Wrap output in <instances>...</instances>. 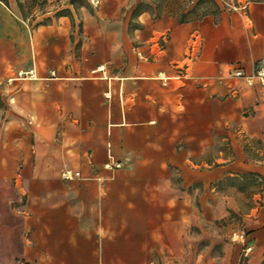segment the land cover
Returning <instances> with one entry per match:
<instances>
[{
  "label": "crops",
  "instance_id": "obj_1",
  "mask_svg": "<svg viewBox=\"0 0 264 264\" xmlns=\"http://www.w3.org/2000/svg\"><path fill=\"white\" fill-rule=\"evenodd\" d=\"M237 1L245 15L142 13L118 73L102 45L75 59L68 17L0 0V264L176 259L209 184L264 169V87L232 75L264 62V0Z\"/></svg>",
  "mask_w": 264,
  "mask_h": 264
},
{
  "label": "rangeland",
  "instance_id": "obj_2",
  "mask_svg": "<svg viewBox=\"0 0 264 264\" xmlns=\"http://www.w3.org/2000/svg\"><path fill=\"white\" fill-rule=\"evenodd\" d=\"M19 0L27 18L56 17L64 15L72 25L71 48L76 60L80 61L82 49L94 47V44L106 49L107 64L120 72L128 64L127 50L136 53L139 44L134 35L139 28L138 17L147 9L155 17L157 12L170 16L172 0H58L50 4L46 0ZM223 12H233L213 0ZM141 4L140 10H135ZM206 6L202 9L205 10ZM201 9V10H202ZM135 10V11H134ZM215 17L218 9H212ZM141 13V14H139ZM173 16V15H171ZM201 16L195 18L199 20ZM176 19L178 17L176 16ZM43 21L47 19L42 18ZM95 40L91 42V36ZM91 45V46H89ZM93 45V46H92ZM250 157L263 160L260 145L250 143ZM227 148L224 147L227 155ZM258 174L264 180V169L258 173L240 174L239 177L225 178L211 182L208 186L209 206L205 216L197 218L191 228V247H187L176 259L163 258L158 264H264V241H256L253 228H264L258 220L264 222V184L257 186ZM246 232L244 242L251 251L244 256L243 244L233 241L236 232ZM16 264H19L18 260Z\"/></svg>",
  "mask_w": 264,
  "mask_h": 264
},
{
  "label": "built area",
  "instance_id": "obj_3",
  "mask_svg": "<svg viewBox=\"0 0 264 264\" xmlns=\"http://www.w3.org/2000/svg\"><path fill=\"white\" fill-rule=\"evenodd\" d=\"M220 3L222 6L231 8L234 11H238L241 14L246 13L247 11V2H240L237 0H220ZM232 75L235 78H241L245 80V83L247 86L252 87L254 85H259L260 87H264V62H259L255 65L253 69V73L249 76H247L242 70L237 69L232 72ZM35 78V72L34 70H29L27 72H18L14 77H10L7 79V83H11L14 80L17 79H25V80H32ZM105 168L107 169H119L120 164L115 163L110 159V161L105 165ZM75 176H78V173L75 174ZM246 237V232L242 230L241 232H236L233 234L232 239L235 242L243 244L244 247V256L247 257L249 252L251 251V248L247 246V244L244 242V239Z\"/></svg>",
  "mask_w": 264,
  "mask_h": 264
},
{
  "label": "trees",
  "instance_id": "obj_4",
  "mask_svg": "<svg viewBox=\"0 0 264 264\" xmlns=\"http://www.w3.org/2000/svg\"><path fill=\"white\" fill-rule=\"evenodd\" d=\"M2 2L7 4V0H1ZM33 1V0H32ZM45 3L44 0H42ZM18 8L22 14V17L27 18L23 13L22 5L19 0H16ZM203 6H206L205 10L202 9ZM143 5L139 4L135 10H140ZM170 11H168L170 15L177 16L179 23H185L194 20L198 16H205L207 13H211L212 9H216V5L213 0H172L170 4ZM202 9V10H201ZM134 10V11H135ZM147 9L142 10L141 13H146ZM139 13V14H141ZM152 16L153 13L150 12ZM162 14L157 12L154 18H161ZM45 23V22H44ZM264 161V157H263ZM252 176L259 178L260 182H254L257 186L264 184V180L258 174H251Z\"/></svg>",
  "mask_w": 264,
  "mask_h": 264
}]
</instances>
